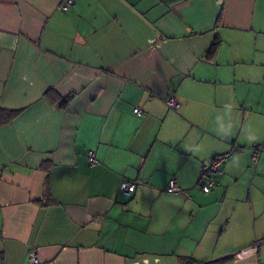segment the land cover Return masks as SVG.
Here are the masks:
<instances>
[{
	"label": "crops",
	"instance_id": "crops-1",
	"mask_svg": "<svg viewBox=\"0 0 264 264\" xmlns=\"http://www.w3.org/2000/svg\"><path fill=\"white\" fill-rule=\"evenodd\" d=\"M60 1L0 0V264H264V0Z\"/></svg>",
	"mask_w": 264,
	"mask_h": 264
},
{
	"label": "built area",
	"instance_id": "built-area-1",
	"mask_svg": "<svg viewBox=\"0 0 264 264\" xmlns=\"http://www.w3.org/2000/svg\"><path fill=\"white\" fill-rule=\"evenodd\" d=\"M73 0H61L57 4V8L61 11H66L69 9ZM165 103L171 108H177L178 102L174 99L173 95H168L164 98ZM133 112L140 115L141 109L138 106L133 108ZM238 149V146H232L231 149L227 152L217 154L213 156L207 163L201 166V172L199 177V185L203 192H209L217 183L218 178L222 174L221 166L227 160L228 157L232 155ZM264 153V143H260L252 148L251 150V161L255 165L258 162L260 154ZM87 160L88 163L92 166L95 165L98 160L96 158L95 152L93 149L87 150ZM137 183L132 180L121 179L119 181L118 189L124 194L132 193L136 190ZM166 190L168 192H179L186 196V191L182 190L174 177L170 178ZM264 243V237L256 241L257 245ZM29 264H39L37 255L34 250L29 251L28 254Z\"/></svg>",
	"mask_w": 264,
	"mask_h": 264
},
{
	"label": "trees",
	"instance_id": "trees-1",
	"mask_svg": "<svg viewBox=\"0 0 264 264\" xmlns=\"http://www.w3.org/2000/svg\"><path fill=\"white\" fill-rule=\"evenodd\" d=\"M219 44V39L217 36H215L213 38V40L211 41L208 50L206 52V57H212L214 52L216 51L217 47ZM48 96H52L51 91L47 90V92L45 93ZM71 98V95H67V96H59V95H55V99H58V105L61 108H65L67 103L69 102ZM21 110H9V109H3L0 108V126L1 125H5L10 123L19 113ZM231 258V256H227V258L221 259L219 261V264H223L225 261H228Z\"/></svg>",
	"mask_w": 264,
	"mask_h": 264
}]
</instances>
